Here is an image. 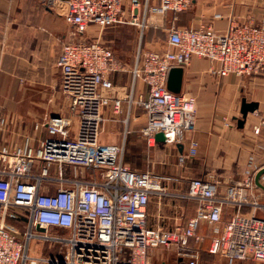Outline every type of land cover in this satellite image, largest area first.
I'll use <instances>...</instances> for the list:
<instances>
[{
  "label": "built area",
  "instance_id": "built-area-1",
  "mask_svg": "<svg viewBox=\"0 0 264 264\" xmlns=\"http://www.w3.org/2000/svg\"><path fill=\"white\" fill-rule=\"evenodd\" d=\"M38 1L50 6L64 2V18L81 36L64 43L57 61L61 89L78 124L73 134L72 116H50L49 136L40 148L0 150V264H166L154 262L151 251L171 244L187 247L191 240L203 243L205 236L198 233L203 222L213 227L211 254H222L230 263L252 259L264 264V216L242 211L246 205L264 208L255 183L264 164L240 182L224 184L215 173L191 179L185 196L198 201L195 216L174 229L151 227L148 205L152 195L167 194L164 177L131 168L122 146L100 140L103 106L112 102L119 113L124 102H136L146 110L142 133L149 144L159 132L167 141L180 142L195 122L197 98L169 89L170 70L200 57L211 61L213 74H264V8L259 20L233 21L225 31L211 25L171 28L169 47L145 51L134 67V76L148 88L147 96L135 98L130 86L110 78L119 62L107 44L84 37L89 27L130 23L143 32L148 10L181 12L194 0H160L159 6L146 0L142 11L140 0H131L129 12L126 0ZM225 124L231 125L227 117ZM196 147L193 141L192 154ZM77 168L97 171L99 178L75 177ZM229 206L235 210L225 219ZM8 219L27 226L23 236L11 230ZM55 228L68 232L51 233ZM39 240L63 242L66 248L55 256L33 255L30 243ZM184 255L187 264H198L199 251Z\"/></svg>",
  "mask_w": 264,
  "mask_h": 264
},
{
  "label": "crops",
  "instance_id": "crops-1",
  "mask_svg": "<svg viewBox=\"0 0 264 264\" xmlns=\"http://www.w3.org/2000/svg\"><path fill=\"white\" fill-rule=\"evenodd\" d=\"M243 1L194 0L188 9L181 12L148 10L146 27L160 30L158 42L155 38L152 41L151 37L142 40L141 31L137 38L136 32L125 27L127 23L105 27L91 25V39H99L112 48L119 62L118 69L110 72V78L118 84L130 86L135 98L147 96V85L133 73L145 51L167 49L168 33L173 27L211 25L225 31L233 21L259 20L264 1ZM140 2L142 11L146 0ZM148 3L159 6L160 0H148ZM125 6L129 12L131 0H126ZM70 27L63 13L49 9L38 0H0V150L11 152L29 147L37 150L49 136L47 121L54 115L72 116L73 134L76 132L78 116L71 109L69 98L62 92V73L57 64L63 43L70 35ZM210 66V60L200 57L182 66L184 71L179 93L194 95L198 110L193 126L184 130L178 143L156 139L149 144L142 133L147 120L146 110L136 102H124L119 113L114 112L112 102L103 106L100 140L122 146L124 162L133 165L135 170L146 171L136 169L142 168L144 163L158 164L157 169L160 170H147L164 177L162 183L167 194H154L150 201L158 197L161 209L167 197L185 200L194 210L186 222L196 214L198 207L197 200L185 196L191 179L215 173L224 184L240 182L250 171L264 164V74L238 76L231 73L222 76L211 73ZM244 98L247 102H257L258 107L248 112L243 126H240L238 119L242 118ZM225 117L231 118L230 126L225 124ZM193 141L197 142L195 154L191 153ZM181 154L186 155L182 163L179 162ZM74 173L75 177L99 178V173L92 169L77 168ZM257 187L259 201L264 203V189ZM149 206L150 203L147 224L159 226V221L150 217ZM182 209L181 205L175 207L177 218L185 215ZM234 210L227 207L225 219ZM242 211L264 216V208L253 210L246 205ZM157 215L161 217L160 212ZM14 222L8 225L21 237L22 232L17 227L21 224ZM206 224L201 223L198 232L205 234ZM53 232L67 233L68 230L55 228ZM159 250L154 248L151 251L152 260L167 264L165 260L155 259ZM32 254L42 255L35 251Z\"/></svg>",
  "mask_w": 264,
  "mask_h": 264
},
{
  "label": "rangeland",
  "instance_id": "rangeland-1",
  "mask_svg": "<svg viewBox=\"0 0 264 264\" xmlns=\"http://www.w3.org/2000/svg\"><path fill=\"white\" fill-rule=\"evenodd\" d=\"M240 1H242V0H240ZM263 1L264 0H244L243 3H251V2L261 3ZM45 5L49 9H53L57 13H63L64 12V8H65L64 2L57 3V4H51L52 6L47 5V4H45ZM124 25L126 28H128V30L132 29L134 32H136L135 35L138 38L140 31H141L139 26L130 25V23H127ZM70 28H72V27H70ZM72 29H71L70 35L66 41L75 40V39H78L81 37L76 32L72 31ZM84 37L91 39V27L88 29V32L85 34ZM142 37H143L142 40L148 39V37L149 38L151 37L152 41L155 38L156 39L155 41L158 42L159 41L158 39L161 37L160 36V30L145 27ZM64 43H63V45H64ZM153 47L154 46H152V48ZM155 48H156V46H155ZM157 48H158V46H157ZM197 110H198V102H197ZM196 114H197V112H196ZM195 118H196V115H195ZM228 120L232 124L230 117H228ZM224 122H225V119H224ZM139 142H140V144L143 143L141 139H139ZM149 151H151V150L149 149ZM125 153L127 154V152H125ZM185 157H186V155L183 158L179 156V162L182 163L184 161ZM128 165L131 168H133V165H131V164H128ZM152 165H154V166L152 167ZM157 167H158V164H155V163L152 164V163L148 162V163H144L142 168H136V169L146 170V171H147V169H154V170H158V169L160 170L161 169V168L157 169ZM170 171H171V168H170ZM152 172H154V171H152ZM260 180H261V178H260ZM158 200H159L158 197H153V199L149 202L150 203L149 214H150V217L157 219L156 220L157 222L159 221V226L162 228L170 229L171 226H173L175 228L177 226H180V225L182 226V225L186 224L188 222V221L186 222L187 217L191 216L193 211H194L193 206L190 203L188 204L185 200H178V199L174 200L173 198L171 199L169 197H167V198H165V200H163V202H165V206H163L161 209H159ZM177 205H181V207L183 208L182 210H183V213L185 214L184 216L181 215L178 218L176 217L177 215L175 213V207ZM159 212H160V216H161L160 218L156 217V216H158L157 214ZM154 215H155V217H153ZM224 217H225V215H224ZM261 217H263V216H261ZM7 222L8 223L14 222V220L11 221L10 219H8ZM14 223H16V221ZM19 224H21V223H19ZM206 225H207L206 231H204L205 234H203L205 236V240L203 243L196 245L195 241L191 240L187 247H182V246L176 245V244L158 247V248H160V250L157 252L155 259L165 260L167 262V264H187V258H185L184 253H188V251H196L197 250V251H199V254H200L198 264H260L259 262H256L252 259L237 260V261H234L233 263H230L226 259V257L223 256L222 254H211L208 251V249H209V246L211 243L210 241H212V237L214 235L213 234V227L210 226L209 224H206ZM17 227L22 232V236H23V232L27 229V226L25 224H21V225L17 224ZM174 228H172V229H174ZM51 233H54V232H51ZM198 233L201 234L200 232H198ZM209 237L211 238V240ZM208 243H209V245H208ZM60 248L62 251L65 250L66 246L64 245L63 242H60L59 244H56V245H53L52 242H50L48 240L32 241L30 243V251H32V249H33V251H35L36 253H42V255L47 256V257L55 256ZM206 248H207V250H206Z\"/></svg>",
  "mask_w": 264,
  "mask_h": 264
},
{
  "label": "water",
  "instance_id": "water-1",
  "mask_svg": "<svg viewBox=\"0 0 264 264\" xmlns=\"http://www.w3.org/2000/svg\"><path fill=\"white\" fill-rule=\"evenodd\" d=\"M183 67L175 66L170 70L169 78H168V87L170 90L174 92H179L181 90L182 80H183ZM258 107V103L255 101L247 102L244 98L242 102V118L238 119V124L243 126L245 118L247 117L248 112H253ZM156 139L158 141H166L167 138L163 132H159L156 135ZM264 173V167L257 171L255 175L256 184L264 189V184L261 182V175ZM40 230L45 231V228H40Z\"/></svg>",
  "mask_w": 264,
  "mask_h": 264
}]
</instances>
